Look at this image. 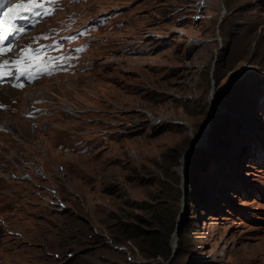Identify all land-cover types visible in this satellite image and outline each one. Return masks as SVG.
Segmentation results:
<instances>
[{"label": "rangeland", "instance_id": "obj_1", "mask_svg": "<svg viewBox=\"0 0 264 264\" xmlns=\"http://www.w3.org/2000/svg\"><path fill=\"white\" fill-rule=\"evenodd\" d=\"M72 8L85 16L119 11L116 38L91 44L85 72L21 91L0 87L8 107L0 126L12 131L0 132V160L8 157L0 166V264L153 261L141 240L125 238L127 212L151 220L169 245L176 221L186 223L183 257L264 264V0H92ZM145 26L164 36L157 47L124 49ZM36 89L86 110L58 116L56 102L42 117L48 126L32 129L13 110ZM71 139L91 147L55 146ZM24 145L33 162L20 165Z\"/></svg>", "mask_w": 264, "mask_h": 264}, {"label": "clouds", "instance_id": "obj_2", "mask_svg": "<svg viewBox=\"0 0 264 264\" xmlns=\"http://www.w3.org/2000/svg\"><path fill=\"white\" fill-rule=\"evenodd\" d=\"M89 1H92V0H89ZM89 1H86V2H89ZM86 2H84V3H86ZM81 3H83V2H81ZM74 4H73V6H74ZM77 4H75V5H77ZM97 14H100V13H97ZM138 16L139 15L137 14V17ZM155 32L154 31H150V32L146 31V26L144 29L141 28V35L139 32H137V38H135V39H137V46L138 47L141 44H150L151 45L149 50L145 51L144 53L151 51L153 48H156L159 41L163 39L162 37H164V36H161V35L159 37H153L152 35ZM149 38H152V41L149 42L148 41ZM141 48H142V46H141ZM139 51L140 50L137 51V54L143 53L142 51L141 52H139ZM90 66H91V63L88 61L87 62V68L85 70L80 71L79 69H75L73 72H60V71H58L56 73H52L51 75H48V74L42 75V77H39L37 79L32 80L31 82H28L25 86H23L21 88L13 87V86H10L8 84H2V85H0V87H2V86L8 87L9 86V87H12L15 89L23 90V89H27L28 87H30L31 85H33L34 83H36L40 79L48 78V77L56 75L58 73H65V74L82 73V72H85L86 70H88L90 68ZM32 92L34 93V96L31 99L27 100L25 105L20 106V108L13 105L15 108V110H13V112L16 113L17 111L22 110V116L28 120L29 127L32 129L40 130V129H43L46 126H48V123L41 122V120H42V117L49 115L51 113V108L53 106H55L54 103H56V102H57V104H56L57 105L56 115H58V116H60L62 114H64L65 116H71V117L72 116H81L80 113H82L83 111L86 110V109L78 108L77 106H72L69 103V101L64 98L66 96H63L60 99H58L57 95L55 93H53L52 90H47V89L46 90H38V89H36L34 91L32 90ZM45 92H48L51 95H47V94H45ZM55 97H56V100H55ZM0 101H2V100L0 99ZM15 102H16V104H18L17 98L15 99ZM19 102H22V101H19ZM3 103H5V102L3 101ZM6 107H4L3 109H7ZM3 130L4 131L0 130V132L12 134V131L9 127L5 128ZM13 138L19 139V141L21 140V138L17 135H14ZM72 140H75V139H71L67 142H65V141L57 142V144L55 146L60 148V150H62V151L77 152V153H82L86 149H89L91 147V145H86L85 142L81 139L82 145L86 146L87 148L83 147V146H82L83 149L82 148H76V145L78 144L76 142H79V141H76L73 144H69L70 141H72ZM1 142H3V140H1L0 143ZM23 147H24V149H22L23 152L18 151L16 153L17 154L16 158L18 159V163H20V165H25V164H28L29 162H33L32 159H29V154L27 152H25V150L30 151L32 149L31 146L30 145H28V146L24 145ZM1 151H2V149H1ZM10 152H12L14 154L15 153L14 148L10 147ZM9 157H10V155H9ZM4 158H6V160H0V166H6V164H8V157L4 156ZM9 168H11V167H9ZM19 175H21V174H19ZM4 177H8V176L6 175ZM19 178H23V177H19Z\"/></svg>", "mask_w": 264, "mask_h": 264}, {"label": "trees", "instance_id": "obj_3", "mask_svg": "<svg viewBox=\"0 0 264 264\" xmlns=\"http://www.w3.org/2000/svg\"><path fill=\"white\" fill-rule=\"evenodd\" d=\"M197 158L198 154L196 153L193 160L196 161ZM184 174L187 176V178H189L190 171L188 172V170H184ZM129 206L136 209H146L148 205L141 203L137 204V202H134V204L131 203ZM127 219L129 220H127V225L124 227L125 238H137V240H141L138 245L140 246L143 254L147 257H151L153 260L149 261L146 259L143 261H137L135 264H161V262L155 260V257L158 255L163 256V259L168 257L170 245L167 241V238L164 237V239L161 241L159 239L157 228L151 226V220L140 214H137V212H127ZM186 227L187 224L183 221H176L174 226L176 244L173 253L166 264H214L211 261H205L204 263H201L197 257L192 255H186L184 257L182 256L184 250L181 249V239ZM145 240H147L148 243L145 244ZM173 240L174 238L172 237V241Z\"/></svg>", "mask_w": 264, "mask_h": 264}, {"label": "snow or ice", "instance_id": "obj_4", "mask_svg": "<svg viewBox=\"0 0 264 264\" xmlns=\"http://www.w3.org/2000/svg\"><path fill=\"white\" fill-rule=\"evenodd\" d=\"M50 3L55 4V3H57V0H50ZM16 7H23V5H18ZM11 11H12V9L6 10V14H10ZM44 14L45 13H40V15H44ZM46 14L50 15L51 13H46ZM5 39H7V36H0V43H3V41ZM8 47H9V50H10L11 46H8ZM82 50L83 49H77V51H82ZM3 54H5V50L4 49H0V55H3ZM32 54L38 56V55H40V50L39 49H35V50H33ZM26 58L27 57H23V56L20 57V59H26ZM64 59H66V58L62 57V56L61 57H50L46 61H44V63L53 64V63H56L58 60H64ZM13 63H15V62H13ZM8 64H9V61L8 60H4L2 63H0V68H3V67H5ZM47 74L51 75L52 72H48ZM8 75H12V73H9ZM21 75H24V73H21ZM33 78H35V77H33ZM0 79H3V77H0ZM12 86L13 87H22V85H19V84H13ZM3 107H4L3 105H0V108H3Z\"/></svg>", "mask_w": 264, "mask_h": 264}, {"label": "water", "instance_id": "obj_5", "mask_svg": "<svg viewBox=\"0 0 264 264\" xmlns=\"http://www.w3.org/2000/svg\"><path fill=\"white\" fill-rule=\"evenodd\" d=\"M204 131V130H203ZM201 134V133H200ZM203 137H204V135H203V132H202V134H201V137L199 138V139H197L196 141H192L190 144L191 145H193V144H198V143H200V141H202L203 140ZM172 235H174V234H172ZM175 244H176V242L174 241L173 242V245L172 246H170V252H169V255H168V257L165 259V261H163L162 262V264H166L167 263V261H168V259L170 258V256L172 255V253H173V250H174V248H175Z\"/></svg>", "mask_w": 264, "mask_h": 264}, {"label": "built area", "instance_id": "obj_6", "mask_svg": "<svg viewBox=\"0 0 264 264\" xmlns=\"http://www.w3.org/2000/svg\"><path fill=\"white\" fill-rule=\"evenodd\" d=\"M161 34L160 33H157V32H155L152 36L153 37H159ZM148 41L150 42V41H152V38H149L148 39ZM138 109V108H137ZM146 118V117H145ZM119 122H121V121H119ZM124 123V122H123ZM137 123V126H138V124L140 123V121H139V119H137V120H135V119H131V120H129V125L130 126H133V125H135Z\"/></svg>", "mask_w": 264, "mask_h": 264}, {"label": "bare ground", "instance_id": "obj_7", "mask_svg": "<svg viewBox=\"0 0 264 264\" xmlns=\"http://www.w3.org/2000/svg\"><path fill=\"white\" fill-rule=\"evenodd\" d=\"M58 74H65V73H58ZM58 74H56V75H58ZM73 74H76V73H73ZM73 74H68V75H73ZM56 75H53V76H56ZM53 76H50V77H53ZM50 77H48V78H50ZM5 89H15V88H12V87H5ZM15 90H20V89H15ZM212 90V89H211ZM21 91V90H20ZM214 98V97H213ZM5 128H7L6 127V125H4L3 124V126H0V130H2V131H4L3 129H5ZM172 237H174V241L176 242V239H175V236L174 235H172ZM171 245V244H170ZM172 246V245H171Z\"/></svg>", "mask_w": 264, "mask_h": 264}, {"label": "flooded vegetation", "instance_id": "obj_8", "mask_svg": "<svg viewBox=\"0 0 264 264\" xmlns=\"http://www.w3.org/2000/svg\"><path fill=\"white\" fill-rule=\"evenodd\" d=\"M167 37H169L171 39V36H167Z\"/></svg>", "mask_w": 264, "mask_h": 264}]
</instances>
